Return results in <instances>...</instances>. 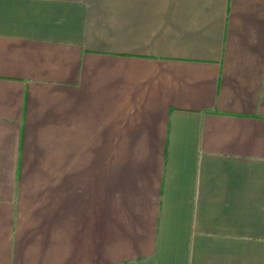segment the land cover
Returning <instances> with one entry per match:
<instances>
[{"label": "crops", "instance_id": "crops-1", "mask_svg": "<svg viewBox=\"0 0 264 264\" xmlns=\"http://www.w3.org/2000/svg\"><path fill=\"white\" fill-rule=\"evenodd\" d=\"M0 264H264V0H0Z\"/></svg>", "mask_w": 264, "mask_h": 264}, {"label": "rangeland", "instance_id": "rangeland-1", "mask_svg": "<svg viewBox=\"0 0 264 264\" xmlns=\"http://www.w3.org/2000/svg\"><path fill=\"white\" fill-rule=\"evenodd\" d=\"M57 169H55V167L52 166H46V167H24V172H28V173H37V172H41V173H52V172H56Z\"/></svg>", "mask_w": 264, "mask_h": 264}]
</instances>
